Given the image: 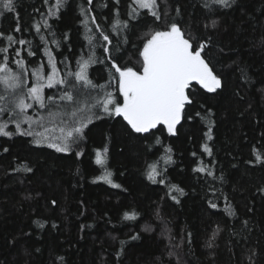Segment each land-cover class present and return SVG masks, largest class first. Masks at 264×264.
<instances>
[{
  "label": "trees",
  "instance_id": "trees-1",
  "mask_svg": "<svg viewBox=\"0 0 264 264\" xmlns=\"http://www.w3.org/2000/svg\"><path fill=\"white\" fill-rule=\"evenodd\" d=\"M54 4L14 0L13 12L0 8V48L8 49L0 62L7 55L23 85L42 66L47 72L48 50L63 81L45 87L43 106L23 112L16 90L0 83V123L13 133L0 135V264H264V0L226 8L158 0L159 20L134 0ZM171 23L194 48L205 44L201 55L221 87L192 85L173 133L164 125L136 133L123 116L105 113L104 101L123 103L116 68L142 71L147 39ZM85 61L90 84L76 78ZM36 107L58 128L69 121V151L35 142L20 118ZM106 172L112 183L99 179ZM131 212L136 218L125 219Z\"/></svg>",
  "mask_w": 264,
  "mask_h": 264
},
{
  "label": "snow or ice",
  "instance_id": "snow-or-ice-1",
  "mask_svg": "<svg viewBox=\"0 0 264 264\" xmlns=\"http://www.w3.org/2000/svg\"><path fill=\"white\" fill-rule=\"evenodd\" d=\"M91 3V0H88ZM134 2L142 9H148L151 14L157 19H160V15L155 9L158 8V0H134ZM232 0H210L211 4L219 5L221 7H230ZM47 3V0H45ZM63 5V0H55L53 8L59 9ZM14 0H0V8L7 12L14 11ZM205 7H210L209 3L205 4ZM50 14H55L52 9L49 10ZM3 14V13H0ZM131 15H135V10ZM94 19V18H93ZM123 23L125 26L126 21H115V24ZM216 22L212 21V27H215ZM98 27V26H97ZM207 27V25H205ZM39 30V28H37ZM19 31V27L14 29ZM4 34L0 33V37ZM9 41H14V37L9 35L7 37ZM108 36H104V40H108ZM19 43L23 44L25 41L20 40ZM205 48V44L200 43L195 48L191 42V38H185V34L176 23L168 25L164 31H156L150 39L144 44L143 50L140 55L143 57L142 71H135L131 67H125L123 69L117 67L116 71L119 73V92L123 96V103H117L111 95L104 101V111L111 115L113 112L117 116H123L128 125L136 133H147L149 130L156 128L158 125L163 124L167 126L169 133L175 131L176 125L181 121L182 114L186 103H191L189 95L186 90L190 89L192 82H196L209 92H215L221 87V80L214 74L213 69L209 67V63L201 55ZM7 48H0V53H7ZM19 55V52H17ZM29 55H35L30 52ZM17 65L21 64V61H15ZM88 61H85L80 67L81 70L76 73L78 80H87L85 70L87 68ZM54 67V66H53ZM22 74H17L9 67L8 56L3 57V62H0V83L5 84L8 88L15 89L22 83ZM54 78V73L48 76L49 86ZM57 83H63V81H56ZM40 86H33L28 90V93L33 99L41 103L43 106V99L40 95ZM51 99V98H49ZM62 99L69 101L73 100V96L70 93H65ZM111 107V110L109 106ZM17 107L23 112L31 105L26 104L23 97L18 99ZM3 111V109H0ZM17 130L20 129V124H16ZM6 125L0 124V135L10 137L12 132L6 131ZM76 133L82 132V127H78L74 130ZM25 135H32L30 132L23 133ZM73 136V132L69 131L64 138L67 141L68 138ZM209 139L211 136L209 135ZM39 143L40 141H35ZM51 147H55L59 152L69 151L67 142L63 146L58 144H52ZM7 151V149H5ZM106 151V149H105ZM205 151L211 154V150L205 146ZM260 160L261 157L257 156ZM98 164L103 163L101 154L97 152ZM153 172H155V165L152 166ZM26 171H31L30 168H25ZM199 171H204L200 168ZM211 174V173H209ZM108 183H112L111 173L106 172L103 176L99 177ZM149 179H154L153 173H149ZM119 187V185H115ZM181 194L183 189L173 185ZM175 199V197H173ZM55 204V201L52 202ZM213 208L216 205H212ZM136 213H125L124 218L128 220H134ZM41 227L43 225H40ZM150 230V229H147ZM135 238V237H134ZM63 259V258H60Z\"/></svg>",
  "mask_w": 264,
  "mask_h": 264
},
{
  "label": "rangeland",
  "instance_id": "rangeland-1",
  "mask_svg": "<svg viewBox=\"0 0 264 264\" xmlns=\"http://www.w3.org/2000/svg\"><path fill=\"white\" fill-rule=\"evenodd\" d=\"M148 39H150V38H148ZM47 52H48V69H47L48 73L46 72L45 66H42L41 68H39L35 72L34 81L32 78L26 77L24 80V84L23 85L20 84L19 87L15 88L17 95H18L16 97V100H15L16 105H17L18 99L20 97H23L25 103L31 105L32 107H33V104H35V103L41 104L40 102H38L32 98V96L28 93V90L30 88H32L33 86H40V88H41L40 95L43 99L45 96V87L49 86V80H48L49 75H52L54 73V78H53V81L51 83V86H55V84H60V83H57L56 81H62L53 56L50 54V52L48 50H47ZM21 66H23L22 63L20 64L19 68H21ZM25 69H26V67H25ZM21 80H23V78H21ZM9 105H10L9 101L7 100V103L5 104V106H9ZM92 107H93V104H92L91 108ZM29 108H31V107H29ZM29 108H26L25 111H27V109H29ZM36 109H37V107H36ZM31 112L26 116H22L20 118L21 119L20 122H23V123L28 122L30 124V126H31L30 128H32L35 131V133H34L35 137L34 138L36 141L37 140L41 141V138H43L45 140V142L48 141L52 144H58L61 146H63L64 143L67 142V141H64V138L67 136V132H66L67 131L66 130L67 125H66V123H68L69 121L68 122L67 121H59L62 125H60V128H58L56 117H50L51 115L49 113H45V112L39 111V110L36 112V115H33ZM85 112L90 113V109L87 108ZM52 114L54 116H56L55 114H59V113L55 111ZM88 115H90V114H88ZM77 117L78 118L80 117L79 114H77ZM67 119L70 121L73 120L70 117H67ZM86 119H91V118L86 117L82 121H85ZM80 123H82V122H80ZM0 124H4V123L1 122ZM71 125L73 126V124H71ZM82 126H79V127H82ZM20 130L23 132V128H20ZM69 139L70 138H68V142H67L68 146H69Z\"/></svg>",
  "mask_w": 264,
  "mask_h": 264
},
{
  "label": "water",
  "instance_id": "water-1",
  "mask_svg": "<svg viewBox=\"0 0 264 264\" xmlns=\"http://www.w3.org/2000/svg\"><path fill=\"white\" fill-rule=\"evenodd\" d=\"M194 84H197V83H196V82H192V85H194ZM186 93L188 94V90H186ZM189 99H190V101H191L190 96H189ZM188 104H190V103H186V104H185V107H186ZM184 110H185V108H184ZM183 115H184V111H183V114H182L181 121L176 125V127L179 126V125L183 122ZM160 125H163V124H160ZM164 126H166V125H164Z\"/></svg>",
  "mask_w": 264,
  "mask_h": 264
}]
</instances>
